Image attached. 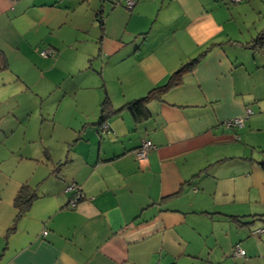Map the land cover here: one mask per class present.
Returning a JSON list of instances; mask_svg holds the SVG:
<instances>
[{
  "label": "crops",
  "instance_id": "obj_1",
  "mask_svg": "<svg viewBox=\"0 0 264 264\" xmlns=\"http://www.w3.org/2000/svg\"><path fill=\"white\" fill-rule=\"evenodd\" d=\"M263 29L264 0H0V264L264 262Z\"/></svg>",
  "mask_w": 264,
  "mask_h": 264
},
{
  "label": "trees",
  "instance_id": "obj_2",
  "mask_svg": "<svg viewBox=\"0 0 264 264\" xmlns=\"http://www.w3.org/2000/svg\"><path fill=\"white\" fill-rule=\"evenodd\" d=\"M99 21L102 24L103 18H100ZM249 47L253 50L258 49L264 52V29L257 35L255 39H253V41L249 44ZM196 63L197 60H192L190 62L182 64L179 69L171 76L166 86L154 88L145 97L129 102L125 104L124 107L136 118L138 116H143V113H145L146 111L147 102L153 98H158L159 94L164 93L168 88L179 85L181 77L185 73L190 72ZM111 112H113V110H110L108 108V103L107 101H105L102 108V114L104 113L103 116H106ZM35 198L36 194L31 188H29L27 185L21 187L13 201V205L18 211L16 220L29 209ZM233 220L237 219L234 218Z\"/></svg>",
  "mask_w": 264,
  "mask_h": 264
},
{
  "label": "built area",
  "instance_id": "obj_3",
  "mask_svg": "<svg viewBox=\"0 0 264 264\" xmlns=\"http://www.w3.org/2000/svg\"><path fill=\"white\" fill-rule=\"evenodd\" d=\"M234 2H237L239 0H232ZM135 4V0H124V5L126 7V9H131ZM51 53L49 52H43L42 55L44 57H48ZM250 114L249 111H247L246 113V116H248ZM242 123H243V119H232V120H228L226 122H224V126L228 129V128H234V127H241L242 126ZM100 129L105 132L107 130V126H106V123H103L100 127ZM153 148L152 144L150 142H145L142 146L141 149L137 150L136 151V158L139 159V160H144L145 159V154H146V150L147 149H151ZM67 192L71 193L72 194V198L69 202V207L70 208H74L76 207L78 201L80 200V196H79V192L78 191H75V188L73 186H68L67 189H66ZM264 233V223L254 229L252 232H251V235H254V236H260ZM234 256H237V257H244L245 256V252L239 248V247H236L234 249Z\"/></svg>",
  "mask_w": 264,
  "mask_h": 264
},
{
  "label": "rangeland",
  "instance_id": "obj_4",
  "mask_svg": "<svg viewBox=\"0 0 264 264\" xmlns=\"http://www.w3.org/2000/svg\"><path fill=\"white\" fill-rule=\"evenodd\" d=\"M254 264H264L262 260L255 261Z\"/></svg>",
  "mask_w": 264,
  "mask_h": 264
},
{
  "label": "water",
  "instance_id": "obj_5",
  "mask_svg": "<svg viewBox=\"0 0 264 264\" xmlns=\"http://www.w3.org/2000/svg\"><path fill=\"white\" fill-rule=\"evenodd\" d=\"M103 124V122L100 123L99 127H101V125ZM104 132L100 129V134H103Z\"/></svg>",
  "mask_w": 264,
  "mask_h": 264
},
{
  "label": "clouds",
  "instance_id": "obj_6",
  "mask_svg": "<svg viewBox=\"0 0 264 264\" xmlns=\"http://www.w3.org/2000/svg\"><path fill=\"white\" fill-rule=\"evenodd\" d=\"M103 123H105V122H103Z\"/></svg>",
  "mask_w": 264,
  "mask_h": 264
}]
</instances>
